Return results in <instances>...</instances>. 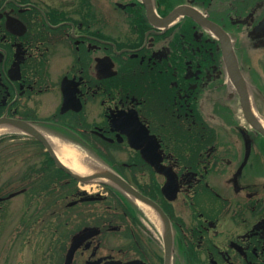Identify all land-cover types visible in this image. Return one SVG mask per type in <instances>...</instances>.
Instances as JSON below:
<instances>
[{"label":"flooded vegetation","instance_id":"flooded-vegetation-1","mask_svg":"<svg viewBox=\"0 0 264 264\" xmlns=\"http://www.w3.org/2000/svg\"><path fill=\"white\" fill-rule=\"evenodd\" d=\"M263 20L264 0H0V231L45 249L19 264H264V134L227 61L264 53Z\"/></svg>","mask_w":264,"mask_h":264},{"label":"rangeland","instance_id":"rangeland-1","mask_svg":"<svg viewBox=\"0 0 264 264\" xmlns=\"http://www.w3.org/2000/svg\"><path fill=\"white\" fill-rule=\"evenodd\" d=\"M246 61L248 63H246L245 65L244 74L251 82V86L256 85V88L264 93V53L260 50L250 52L249 55H247L246 57ZM252 93L256 97L255 104L257 108L264 112V94H262L261 96L258 95L259 92L256 89L253 90ZM96 188L98 187L96 186ZM24 203L25 200L23 201V198L15 200L12 204V215L17 214L18 216H20L22 214V208L24 207L22 204ZM18 219L19 218L12 219L9 222V225H7L5 228H1L0 264H5V259L11 262V264H19L21 259H23L22 255H27V257L29 255H32V257L36 256L38 257V260L42 263L43 255H41V250H43L44 252L45 249L40 246V241H38L39 238L37 236L34 237L31 248L27 247L26 243H20L17 241L19 234H21L19 232L21 230L18 226ZM36 253H39L40 255H36Z\"/></svg>","mask_w":264,"mask_h":264},{"label":"water","instance_id":"water-1","mask_svg":"<svg viewBox=\"0 0 264 264\" xmlns=\"http://www.w3.org/2000/svg\"><path fill=\"white\" fill-rule=\"evenodd\" d=\"M179 12H181V11H179ZM177 14H179V13H177ZM227 61H228V66H229L232 78H233L235 84L237 85V87L239 88L240 93H248L246 81L240 72V68H239V65H238V62H237L235 55L233 53H230ZM254 121H255L256 127L259 130L264 132V127L257 120L254 119ZM65 169L69 172H72L71 170L67 169L66 166H65ZM70 260L71 259L68 256L67 264H69V262H71Z\"/></svg>","mask_w":264,"mask_h":264},{"label":"bare ground","instance_id":"bare-ground-1","mask_svg":"<svg viewBox=\"0 0 264 264\" xmlns=\"http://www.w3.org/2000/svg\"><path fill=\"white\" fill-rule=\"evenodd\" d=\"M261 121L264 124V121L263 120H261ZM1 131H3V129H0V132ZM56 150H57V154H58L60 160L62 161V163H64V165L66 167H68L74 174L82 177V176H85L86 173H88L87 171H85V169H82L78 165V160L72 159L69 156H66L65 153L61 152L59 147H57ZM91 172H93V170H91Z\"/></svg>","mask_w":264,"mask_h":264}]
</instances>
